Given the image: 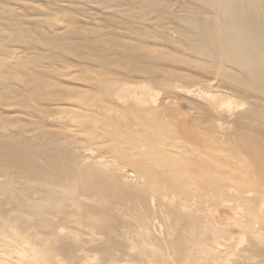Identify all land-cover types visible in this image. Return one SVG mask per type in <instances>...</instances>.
Listing matches in <instances>:
<instances>
[{
	"label": "rangeland",
	"instance_id": "374dc122",
	"mask_svg": "<svg viewBox=\"0 0 264 264\" xmlns=\"http://www.w3.org/2000/svg\"><path fill=\"white\" fill-rule=\"evenodd\" d=\"M209 1L0 0V264H264L260 184L227 180L258 176L264 83Z\"/></svg>",
	"mask_w": 264,
	"mask_h": 264
},
{
	"label": "bare ground",
	"instance_id": "6f19581e",
	"mask_svg": "<svg viewBox=\"0 0 264 264\" xmlns=\"http://www.w3.org/2000/svg\"><path fill=\"white\" fill-rule=\"evenodd\" d=\"M209 2L211 3L212 6H214L216 8V10H217V11L215 10L216 11V14L220 17L219 19L222 20V21L219 22V23L213 22L214 25H215V28L212 29V30H209V29L207 30L205 28H201L200 27V32H202V35L205 36L208 40L211 41V48H212V50L217 55L219 53H221V54H224L225 55L224 58L225 57L230 58V56L231 57L234 56V58L236 57V60H234V61H236L238 64H240L242 67H244L247 71H250L251 70L250 72H254L255 74H257L259 76V80L258 81L261 84H263L264 83V37L263 36L261 37V35H263L261 31H263V30H260L258 26L256 27V29H251V25L247 21V18L246 17H247V15H249L250 18H251V21L253 23L252 17L259 15L260 18L262 19V21L264 22V0H210ZM223 21H224V23H223ZM212 41L216 43V46L215 47L212 45ZM221 54H220V56H221ZM240 55H241V57L239 59L238 57ZM236 62H234V63H236ZM33 87H35V86H33ZM149 88H147V87L141 88V91L143 90L142 93H141V96H142L141 98H136L135 95L133 97L131 95H129L132 98L136 99L135 100L136 101L135 104H137V106L139 105V106L142 107L143 105H145L146 100L143 99V98H144V96L146 98L147 95L150 94L149 91H151V90ZM124 90H125V88H124ZM127 93H129V92H127ZM165 104L168 105V106H171L170 101L169 102L165 101ZM229 106H230V103H229ZM173 107H174V105H173ZM141 113H144V112H141ZM141 113H138V114H141ZM175 120H177V118ZM178 120H179V118H178ZM184 127H185V125H184ZM189 135L190 134H188L186 136L187 139L189 138ZM181 138H182V140L183 139L186 140L185 137H181ZM177 141H178V139H177ZM176 143H179V142H176ZM174 146H175V148H178L179 147L178 144L177 145L174 144ZM176 146H178V147H176ZM254 148L256 149V151H254V149L251 148V147H249V146H245V147L243 146V150L249 155L251 162L256 165V167L258 169V176L256 175V177L254 176L255 179L253 178V179L250 180V177L252 176V174L253 173L256 174V171L255 170H253V169L248 170L250 167H248L247 169L245 168L248 171H246L245 173H243V176L241 175L242 176L241 177L242 179H240V181H234L233 182V179L234 178L232 176L230 178L229 177L230 175L228 174L229 175L228 176L229 179H227V180L232 184L231 187H228L229 192L231 193L229 200L232 199L234 201V204H235V202H237L238 205H239L240 199L244 201V199H242V197H244V196H247V197H250V196L253 197V196H255L256 197V195L254 194L253 187L254 188L256 187L258 189L259 187H257V186H260L261 190L263 191V194L261 193L262 195L261 194L260 195L261 196L264 195V155H262L261 154L262 152H260L259 150H257L256 147H254ZM163 149H165V148H163ZM151 156H153V155H151ZM240 168H242V167H240ZM217 178H218V176H217ZM218 179H220V178H218ZM222 179H223V177H222ZM235 179H238V178L235 177ZM177 180H179V179H177ZM219 183H221L220 184V187H221V185L224 184V183H222L220 181H216L214 183V186L215 187L219 186ZM255 183H259L260 185L255 186L256 185ZM195 190H197V189H195ZM207 197H208V195H207ZM255 197L253 198L254 200H255ZM257 199H256V201H259L260 202V200L262 199V197L261 198L259 197L260 200L259 199L257 200ZM214 200H216V199L213 198L212 201H214ZM232 200L230 201V203L232 202ZM262 200H264V199H262ZM189 201H190V199H189ZM243 201H241V203ZM256 201H254L253 204L256 203ZM201 204H203V203H201ZM232 207H231V209L234 210V211L237 210V209H240V206H237L238 208L237 207L236 208H232ZM255 212H257V210L254 211V216L256 214ZM254 216H251V217L252 218H255L254 219L255 223L253 225L247 224L248 225L247 228L249 229L248 232H251L253 238H255L257 240V238L260 235H262L261 234V232H262L261 225L264 224V221L261 220V219L264 218V217L261 215L262 218H260V220L258 222L257 218L254 217ZM258 216L261 217L260 215H258ZM244 220H246V219L244 218ZM248 220H249V222H251L250 219L247 218V221ZM247 221L245 222V224L247 223ZM241 224H242V222H241ZM43 227H45V226H43ZM244 240H246V239H244ZM252 240H254V239H252ZM230 249H233V248H230ZM225 264H230V260L228 258L225 260Z\"/></svg>",
	"mask_w": 264,
	"mask_h": 264
}]
</instances>
